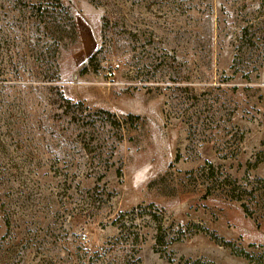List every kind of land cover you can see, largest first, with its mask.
Returning <instances> with one entry per match:
<instances>
[{"label": "rangeland", "instance_id": "1", "mask_svg": "<svg viewBox=\"0 0 264 264\" xmlns=\"http://www.w3.org/2000/svg\"><path fill=\"white\" fill-rule=\"evenodd\" d=\"M59 1L76 28L60 36V91L110 114L92 117L106 145L90 162L60 139L73 124L46 89L0 92V255L34 264L45 240L65 259L143 210L128 218L142 264H264V0ZM11 15L0 1L10 44L24 24Z\"/></svg>", "mask_w": 264, "mask_h": 264}, {"label": "trees", "instance_id": "2", "mask_svg": "<svg viewBox=\"0 0 264 264\" xmlns=\"http://www.w3.org/2000/svg\"><path fill=\"white\" fill-rule=\"evenodd\" d=\"M0 1L2 4H7L9 9L13 11L14 15L10 16V22H13L16 15L23 17L24 20L23 27L18 31L22 40L20 41L18 38L15 43L10 44L6 43L7 25L3 19H0V92L8 96L11 90L16 88H20V90H38L40 92L46 89L49 96V101L46 104L53 106L55 110H61L67 116L69 124H73V127L60 132L57 136L60 139L74 137L77 144L80 145L82 154L90 158V162L101 159V147L106 145L102 136L105 135V132H103V126L101 130L100 126L97 125L98 120H93L92 117L93 115L101 117L110 114L104 111L91 113L81 103L72 104L70 100L63 96L59 87V54L63 50L60 36L65 32H69L72 39H76L75 22L70 11L59 0ZM102 26L108 28V20L105 19ZM245 41L246 28L242 27L234 55L235 61L242 57L246 47L250 48L249 45L245 44ZM93 57L91 55L89 63L92 62ZM4 76L14 77L15 80H22L21 78L25 77L27 82L30 83V87H13L3 84L5 81ZM74 106L79 107L81 112L79 110L72 111L71 108ZM71 117L73 118L71 119ZM105 127H108V125ZM101 177L102 174L99 175V178ZM142 211L139 210L137 214L141 215ZM137 214L135 210L119 213L112 221V224L118 229L116 237L107 240L102 246L93 250H89L84 244L72 245L73 249L66 251L68 253L65 259L59 256L55 247H49L51 243L47 244L45 240H41L33 246V258L37 260L35 263L34 260L32 262L34 264H142L139 257L141 235L138 231L131 230L133 223L131 219H128L129 216L136 217ZM9 219L8 217L4 224L7 230H10L11 227ZM155 239L159 243L162 242L158 237H155ZM234 253L245 260L248 257L238 251ZM7 254L9 256H6ZM256 261L259 264L261 263L259 258ZM0 264H27V262L23 260V256H19V260L16 261V256L14 254L10 255L7 251L4 255H0ZM178 264L213 263L203 259H183Z\"/></svg>", "mask_w": 264, "mask_h": 264}]
</instances>
